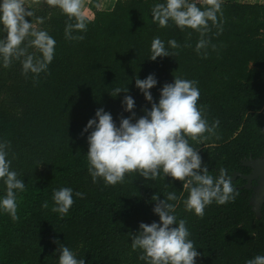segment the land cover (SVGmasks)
I'll use <instances>...</instances> for the list:
<instances>
[{
    "label": "trees",
    "instance_id": "1",
    "mask_svg": "<svg viewBox=\"0 0 264 264\" xmlns=\"http://www.w3.org/2000/svg\"><path fill=\"white\" fill-rule=\"evenodd\" d=\"M157 0H117L111 11H96L88 18L86 32H74L83 40L66 39L68 17L47 0H26L36 16L45 17L38 28L55 39V55L48 71L25 76L19 61L3 67L0 61V142L9 145L11 167L24 180L25 191L17 197V219L0 212V264H58L59 244L85 259V264H147L140 250L131 247L141 222L159 220L154 197L163 200L175 191V214L184 219L201 256L197 264H247L264 255V204L257 215L251 204L253 189L238 178L232 181L234 201L213 202L203 217L187 212L188 192L181 181L145 180L126 174L122 183H93L88 173L87 133L89 119L103 108L119 123L125 93L112 97V89L128 88L136 101L139 118L150 109L135 86L136 78L154 74V101L160 89L174 77L197 82L198 106L209 123L218 120L215 135L189 140L200 151L209 171L225 169L249 175L243 162L264 157V4L221 2L218 26L206 35V50L196 51L200 33L180 30L174 23L161 28L152 22ZM198 6H206L198 0ZM30 19V18H29ZM35 22V17L32 18ZM160 37L175 39L181 47L173 57L149 59L151 43ZM167 184V185H166ZM70 187L82 192L69 213L52 211L53 190ZM4 186L0 182V196ZM47 202L48 207H43Z\"/></svg>",
    "mask_w": 264,
    "mask_h": 264
},
{
    "label": "clouds",
    "instance_id": "2",
    "mask_svg": "<svg viewBox=\"0 0 264 264\" xmlns=\"http://www.w3.org/2000/svg\"><path fill=\"white\" fill-rule=\"evenodd\" d=\"M50 6L58 8L68 17L65 26L66 39L83 40V36H74V32H86L88 18L85 15L84 0H47ZM206 6H198V0H157L151 9L152 22L164 28L169 22L180 30L186 28L200 33L196 51L200 53L209 46L206 35L212 26H218V13L221 12V0H205ZM35 17V22H33ZM30 18V19H29ZM45 17L36 16L26 0H0V61L8 67L19 61L22 73L38 77L48 71L55 55V39L45 29L38 28ZM168 47L160 37L151 43L150 60L173 57L181 45L175 40L167 41ZM158 80L154 74L145 79L136 78L135 86L151 105L143 109V115L136 117V101L128 94V88L112 89L110 95L117 97L125 93L122 101L124 112L131 115L121 116L119 123L110 112L103 108L95 112L82 130L87 133L88 173L93 183L102 178L108 185L122 183L126 174L138 173L145 180H156L161 173L173 181H181L188 196L183 200L185 210L203 217L207 206L213 202L225 204L234 201L236 190L225 169L217 175L210 173L200 151L189 140H204L215 135L219 121L209 123L202 106H198L200 90L197 82L174 77L172 83H166L160 89L159 100L154 101L151 89ZM9 157V145L0 142V182L4 186V195L0 196V212L17 219V197L25 191L24 180L12 169ZM167 185V184H166ZM75 198H83L82 192H73L70 187L53 190L52 211L61 217L67 215ZM175 191L168 192L164 199L154 197V215L158 222H141L134 235L130 234L131 247L140 250V257L147 264H197L201 253L190 238V231L184 219L175 214L177 201ZM43 207L47 208V202ZM58 264H85L70 247L59 244ZM247 264H264V255H256Z\"/></svg>",
    "mask_w": 264,
    "mask_h": 264
},
{
    "label": "water",
    "instance_id": "3",
    "mask_svg": "<svg viewBox=\"0 0 264 264\" xmlns=\"http://www.w3.org/2000/svg\"><path fill=\"white\" fill-rule=\"evenodd\" d=\"M243 166L249 168L251 173L249 175L235 173L231 180L236 181L238 178H241L242 180L246 181L247 184L245 188L247 190H252L254 182H259V188H254L255 194H258L257 200L259 203V211H256L255 209L254 211L257 215H259L264 204V157L257 160L251 158L250 160L243 162ZM255 194L252 198L251 204L255 198Z\"/></svg>",
    "mask_w": 264,
    "mask_h": 264
},
{
    "label": "crops",
    "instance_id": "4",
    "mask_svg": "<svg viewBox=\"0 0 264 264\" xmlns=\"http://www.w3.org/2000/svg\"><path fill=\"white\" fill-rule=\"evenodd\" d=\"M88 1V0H87ZM93 2H91V8L89 6H85L84 8H90V11H92V17H94L96 11H111L114 9L115 5H116V2L117 0H93ZM237 2H240V3H258V4H264V0H246V2H241V1H237ZM100 3V6L101 8L98 7V4ZM85 5V4H84ZM93 6V7H92ZM94 8V9H93ZM87 11V10H86ZM90 19L91 16H86Z\"/></svg>",
    "mask_w": 264,
    "mask_h": 264
},
{
    "label": "rangeland",
    "instance_id": "5",
    "mask_svg": "<svg viewBox=\"0 0 264 264\" xmlns=\"http://www.w3.org/2000/svg\"><path fill=\"white\" fill-rule=\"evenodd\" d=\"M204 1H205V0H204ZM227 1H232V2H237V1L244 2V1H245V2H246V0H221V2H227ZM91 2L94 3L93 0H88V1H87V0H84V4H85L84 7H85V6H86V7L89 6V7L91 8V4H90ZM92 7H93V6H92ZM98 7L101 8L100 3L98 4ZM90 8H89V9H88V8H87V9L85 8V15H86V16H91V18H93L92 15H91V14H92V11H90ZM93 9H94V8H93ZM86 10H87V11H86ZM259 185H260V184H259V182H258L257 187H256L257 189L259 188ZM257 198H258V194H255V198H254V200H253V202H252V206H253V208H254L256 211H259V203H258Z\"/></svg>",
    "mask_w": 264,
    "mask_h": 264
}]
</instances>
